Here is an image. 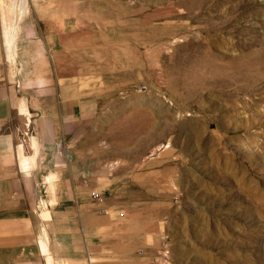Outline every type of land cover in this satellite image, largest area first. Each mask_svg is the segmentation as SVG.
<instances>
[{"label":"crops","instance_id":"obj_1","mask_svg":"<svg viewBox=\"0 0 264 264\" xmlns=\"http://www.w3.org/2000/svg\"><path fill=\"white\" fill-rule=\"evenodd\" d=\"M146 1L36 0L0 48V264H151L164 226L139 178L154 162L118 136L156 129V94L137 90L156 78Z\"/></svg>","mask_w":264,"mask_h":264},{"label":"rangeland","instance_id":"obj_2","mask_svg":"<svg viewBox=\"0 0 264 264\" xmlns=\"http://www.w3.org/2000/svg\"><path fill=\"white\" fill-rule=\"evenodd\" d=\"M35 2L0 0V48L34 22ZM146 2L156 78L137 90L156 94V129L118 136L149 149L139 186L154 192L173 264H264V0Z\"/></svg>","mask_w":264,"mask_h":264},{"label":"built area","instance_id":"obj_3","mask_svg":"<svg viewBox=\"0 0 264 264\" xmlns=\"http://www.w3.org/2000/svg\"><path fill=\"white\" fill-rule=\"evenodd\" d=\"M144 87H140L139 90L143 91ZM92 197H99V193L92 192ZM151 264H173V258L171 256V248L169 240L163 237L157 245L153 256L151 257Z\"/></svg>","mask_w":264,"mask_h":264}]
</instances>
